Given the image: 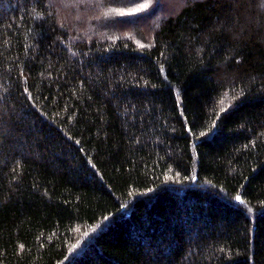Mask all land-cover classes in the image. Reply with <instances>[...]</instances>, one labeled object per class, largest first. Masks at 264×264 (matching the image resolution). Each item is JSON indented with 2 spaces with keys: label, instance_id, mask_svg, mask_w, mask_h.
Returning a JSON list of instances; mask_svg holds the SVG:
<instances>
[{
  "label": "trees",
  "instance_id": "1",
  "mask_svg": "<svg viewBox=\"0 0 264 264\" xmlns=\"http://www.w3.org/2000/svg\"><path fill=\"white\" fill-rule=\"evenodd\" d=\"M0 264H264V0H0Z\"/></svg>",
  "mask_w": 264,
  "mask_h": 264
},
{
  "label": "rangeland",
  "instance_id": "2",
  "mask_svg": "<svg viewBox=\"0 0 264 264\" xmlns=\"http://www.w3.org/2000/svg\"><path fill=\"white\" fill-rule=\"evenodd\" d=\"M166 2L168 3V4H170L172 7H174V5H176L177 4V2H178V0H166ZM145 8H149V6L148 7H143V9H141V10H138V8H132L130 11V13L131 14H133V15H136V14H138L139 12H142ZM146 10V9H145ZM120 15L121 16H125V15H127V13L125 14V11H121L120 12ZM119 15V16H120ZM129 15V14H128ZM97 230V228H92V229H82V230H79L78 231V234H79V239H78V242L75 244V247H74V250H76V249H78L80 246H81V244L83 243V241L84 240H87L90 236H91V234L93 233V232H95Z\"/></svg>",
  "mask_w": 264,
  "mask_h": 264
},
{
  "label": "snow or ice",
  "instance_id": "3",
  "mask_svg": "<svg viewBox=\"0 0 264 264\" xmlns=\"http://www.w3.org/2000/svg\"><path fill=\"white\" fill-rule=\"evenodd\" d=\"M236 199H237V200H239V199H240V197H239V196H237V197H236Z\"/></svg>",
  "mask_w": 264,
  "mask_h": 264
}]
</instances>
